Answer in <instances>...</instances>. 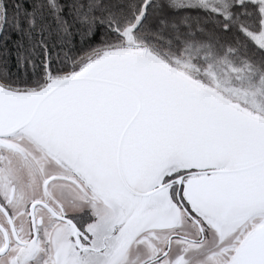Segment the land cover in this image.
<instances>
[{
    "label": "snow or ice",
    "instance_id": "obj_1",
    "mask_svg": "<svg viewBox=\"0 0 264 264\" xmlns=\"http://www.w3.org/2000/svg\"><path fill=\"white\" fill-rule=\"evenodd\" d=\"M0 264H264V0H0Z\"/></svg>",
    "mask_w": 264,
    "mask_h": 264
}]
</instances>
